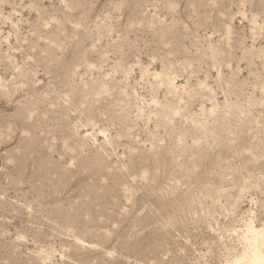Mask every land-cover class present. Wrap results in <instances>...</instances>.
I'll return each instance as SVG.
<instances>
[{"label": "rangeland", "instance_id": "obj_1", "mask_svg": "<svg viewBox=\"0 0 264 264\" xmlns=\"http://www.w3.org/2000/svg\"><path fill=\"white\" fill-rule=\"evenodd\" d=\"M264 254V0H0V264Z\"/></svg>", "mask_w": 264, "mask_h": 264}, {"label": "bare ground", "instance_id": "obj_2", "mask_svg": "<svg viewBox=\"0 0 264 264\" xmlns=\"http://www.w3.org/2000/svg\"><path fill=\"white\" fill-rule=\"evenodd\" d=\"M236 264H264V254L259 250V248L253 249L251 255L240 256Z\"/></svg>", "mask_w": 264, "mask_h": 264}]
</instances>
